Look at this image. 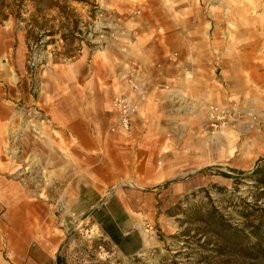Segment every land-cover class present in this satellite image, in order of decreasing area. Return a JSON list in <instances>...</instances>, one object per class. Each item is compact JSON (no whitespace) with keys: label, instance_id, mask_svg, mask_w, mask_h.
Masks as SVG:
<instances>
[{"label":"rangeland","instance_id":"1","mask_svg":"<svg viewBox=\"0 0 264 264\" xmlns=\"http://www.w3.org/2000/svg\"><path fill=\"white\" fill-rule=\"evenodd\" d=\"M16 3L0 0V14L9 16L0 22V174L53 186L70 166L79 177L87 154L93 169L110 165L126 171L121 180L101 171L105 198L121 184L120 196L144 206L135 218L146 247L125 256L81 206L64 205L65 195L57 209L24 205V217L37 224V215L44 217L48 233L63 238L57 255L62 264H196L206 254L195 235L203 227L190 222L188 214L215 207L231 223L242 224L239 212L254 208L248 203L264 207V184L255 173H264V0H44L40 9L27 1L21 10ZM16 10L26 21L12 15ZM34 16L39 25L60 33L29 42ZM67 30H78L71 43L61 37ZM169 37L178 39L173 44L179 51L188 48L190 60L203 57L204 44L213 52L205 57L221 54L229 63L208 64L202 75L173 80L168 64L178 54L165 56ZM182 42L186 47H179ZM65 51L76 52V58H59ZM124 70L159 85L151 94L146 83L147 108L137 115L139 140L127 145L115 137L110 145L112 113L104 83ZM86 78L100 102L84 100L77 107L93 115L100 146L89 141L84 150L61 142L58 124L31 99L39 94L43 100L69 99L73 90H86ZM38 197L50 201L47 191ZM0 206L3 224L9 215L5 204ZM4 237L0 264L12 257Z\"/></svg>","mask_w":264,"mask_h":264},{"label":"crops","instance_id":"2","mask_svg":"<svg viewBox=\"0 0 264 264\" xmlns=\"http://www.w3.org/2000/svg\"><path fill=\"white\" fill-rule=\"evenodd\" d=\"M175 41H178V39L174 37L167 39V49L165 52V56L166 53L167 55L172 53L178 54V58H171L168 64V68H171L173 71L172 74L175 73L172 77L170 76L173 80L178 79L181 75H202L200 71L205 72V68L210 67L208 64H211L215 68L226 66L229 63L221 54L212 55L213 52L211 49H207L204 44L201 47V49L203 48V57L198 58L196 61L190 60L188 57V48L179 51V48H175L176 46L173 44ZM184 41L186 42L185 39ZM184 44L186 43L182 42V45H179V47H186ZM209 50L212 54L210 57H205ZM215 53H217L216 50ZM127 71L124 70L122 76L113 75L109 71L111 73L109 79L111 78V80L104 83L105 96L109 100L107 104L112 113L108 115L111 125L115 120V113L112 109L113 98L119 93L131 92L127 80H125V77L128 75ZM181 79H184V77ZM84 82L86 84V90L84 92H78L76 89L73 90L69 99H63L60 102L56 98H46L43 100L41 94H39L31 100L34 104L42 105L47 114H51L63 135L60 139L61 142H64L68 147H80L87 150L86 148L90 146V143L88 146L89 141H96L99 146L100 142L95 134L97 129L92 126L93 122L90 121L93 115L84 109H78L77 105L81 104L84 100L87 101L86 103L92 105L96 104V102L99 104L100 97L88 89L92 86L91 78H86ZM146 83L150 87L151 94L153 93L152 90H156L159 85V82L153 79H149ZM173 86L176 87L175 85ZM71 88H73L72 85ZM143 108H141L143 110H140L137 115L144 114L147 104ZM137 115L133 119L130 135H123L119 132L111 133L112 142H110V145H113L115 137L121 138L122 142L124 141L127 145H131V143L133 144L139 140V136L137 135L139 129ZM101 142L105 146L104 143L106 140L102 139ZM142 142L144 143L145 141ZM84 153H88V151ZM84 156L86 167L79 177L77 168L70 166L59 181L55 180L53 182V186H34L30 182L27 184L20 183L13 179L9 180L0 174V203L5 204L9 215L7 222L4 221L3 224H0V238L5 236L7 249L11 250L12 253V257H8L7 264H56L58 251L63 243V238L60 237L58 232L48 233L51 229L47 230L49 224L45 222L44 217L41 216L42 218L39 219L38 217L40 215H37L38 224L33 222L31 218L24 217V205H30L31 208L35 209L42 208L43 210L49 205L54 209L61 208L63 205L60 202L62 195L66 196L64 205L68 204V209L76 210L78 209L77 205L81 206V210L88 212L89 218L96 222L97 227L111 241L114 247L125 256L138 255L145 249L146 236L144 235L142 227L137 222L138 218H135L137 217L135 213L141 211L144 206L142 204H136L135 202L130 204L127 198H123L117 193V190L106 198L102 192L103 187H107L105 186L107 182L102 177L101 171H105L109 178L115 180L116 178L117 180L125 178L126 171L123 169L117 170V168L112 169L110 165L104 170L98 167L93 169V164H91L93 157H89L87 154ZM54 163H57V161L54 160ZM23 173L26 174L25 171ZM44 191H47V196L50 201L38 197ZM31 212L30 215H32ZM61 231L63 230L61 229ZM0 258H3V256H0Z\"/></svg>","mask_w":264,"mask_h":264},{"label":"trees","instance_id":"3","mask_svg":"<svg viewBox=\"0 0 264 264\" xmlns=\"http://www.w3.org/2000/svg\"><path fill=\"white\" fill-rule=\"evenodd\" d=\"M27 1L33 2L37 9L44 0H16V9H23ZM12 14L20 22L26 21L21 12ZM9 16L0 14V22L8 20ZM32 28L28 30L27 40L30 42L41 41L43 36H54L59 34L54 26L45 28L39 25V20L32 18ZM66 29L68 25L65 24ZM35 29L40 33H35ZM67 33L62 34V39L66 43H71L72 40L77 39L75 31L67 30ZM40 39V40H39ZM76 52L65 51L59 55V58L65 59L76 58ZM258 175V180L264 184V173L258 170L255 172ZM252 210H244L239 212V215L245 219L242 224L231 223L218 209L215 207L207 210H194L187 215L190 222L198 224L201 223L202 230L198 232V245L202 249L204 256L198 260L196 264H264V207L258 204V201L253 205ZM4 209L0 206V216L4 214ZM203 241V242H201ZM56 264H62L60 257H58ZM179 264V263H176Z\"/></svg>","mask_w":264,"mask_h":264},{"label":"built area","instance_id":"4","mask_svg":"<svg viewBox=\"0 0 264 264\" xmlns=\"http://www.w3.org/2000/svg\"><path fill=\"white\" fill-rule=\"evenodd\" d=\"M127 84L131 92L119 93L113 98L112 109L115 120L109 130L112 133L119 132L128 136L132 130L134 117L140 112L143 102L148 97V88L146 83L137 79L132 72L127 75Z\"/></svg>","mask_w":264,"mask_h":264},{"label":"bare ground","instance_id":"5","mask_svg":"<svg viewBox=\"0 0 264 264\" xmlns=\"http://www.w3.org/2000/svg\"><path fill=\"white\" fill-rule=\"evenodd\" d=\"M123 184V183H122ZM121 185V184H120ZM120 185H118L117 187H115V190H118V188L120 187Z\"/></svg>","mask_w":264,"mask_h":264}]
</instances>
